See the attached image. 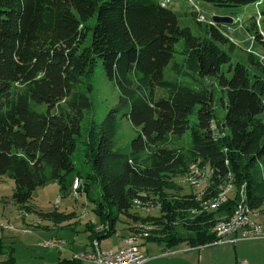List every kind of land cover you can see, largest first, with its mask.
Returning <instances> with one entry per match:
<instances>
[{
    "label": "trees",
    "instance_id": "trees-1",
    "mask_svg": "<svg viewBox=\"0 0 264 264\" xmlns=\"http://www.w3.org/2000/svg\"><path fill=\"white\" fill-rule=\"evenodd\" d=\"M164 1L0 0V177L14 180L24 207L38 188L68 191L79 179L76 193L101 221L88 225L91 246L115 235L123 216L130 235L148 233L140 241L204 247L240 205L253 215L264 207V63L248 52L250 66L234 64L226 25L195 13V35ZM198 1L233 10L264 0ZM246 29L264 48V11ZM99 65L120 102L84 137ZM123 119L137 132L128 150L116 138ZM79 144L87 169L77 172ZM193 165L209 177L201 197L181 184ZM5 248L0 239V261L17 264Z\"/></svg>",
    "mask_w": 264,
    "mask_h": 264
},
{
    "label": "rangeland",
    "instance_id": "rangeland-1",
    "mask_svg": "<svg viewBox=\"0 0 264 264\" xmlns=\"http://www.w3.org/2000/svg\"><path fill=\"white\" fill-rule=\"evenodd\" d=\"M167 7L171 8L178 15L181 28H190L195 35H198L200 31V27L194 16L196 12H199L207 21H211L215 16L230 15L234 11L236 13L234 15L236 17L235 23L228 28L231 37L234 38L238 46L236 51L231 53L233 63L237 64L241 62L246 66H250L247 56L250 48L264 55V50H260L258 44L254 46V42L251 40V33L246 29L248 21L254 17L259 18L260 13L264 11V1L233 10L216 8L211 4L198 0L170 1ZM199 20L203 21V18ZM260 57L264 63V57ZM223 71L228 76H231L228 73V66H224ZM92 84V109L86 111L82 125L84 137L92 120L104 119L120 102L119 89L107 78L102 65L95 68L92 75ZM216 94L219 95L218 87H216ZM216 114L220 119L224 117L225 113L220 104L216 107ZM117 125L116 138L119 140V144L124 146L125 150H128L132 140L137 136V132L131 122L126 119L119 120ZM190 137L191 131H188L186 139L190 141ZM84 158V148L82 144H79L78 152L74 157L77 172L87 169L83 164ZM208 178L206 172L200 171L196 165L191 166L190 173L182 179L183 183L181 184L184 188V193L190 194L194 192L200 197L203 196L204 190L209 184ZM14 189L15 182L10 176L0 177V239H2L4 246H6L5 250L7 254L11 253L13 258L18 260L17 262L19 263L17 264H47L59 258V251L62 252L60 257H69L72 250H79V248L85 245L82 243L86 237L84 227L95 224L99 225L101 222L99 217L92 212L95 204L90 203L85 194L75 193L72 186H69L68 191H64L59 183L50 182L34 192L32 200L26 205L27 207L17 204L14 200ZM141 214L145 215L144 212ZM151 215L159 216L160 213L153 211ZM254 215H260V218L264 219V207L255 211ZM55 216L61 218L57 219ZM112 216L113 218L117 217L115 210ZM129 225L130 220L121 216L116 224V230L117 232L127 231ZM4 227H13L14 229L8 230ZM46 227L56 228L48 230ZM23 232L30 234L23 235ZM75 234H79L80 236L77 238ZM83 234L85 237L82 236ZM56 236H61L64 241L55 238ZM115 239L114 237L112 238V240ZM139 241L136 244L138 250ZM45 242L57 243V247L61 249L52 250L43 248ZM126 245L127 240L122 248L126 247ZM92 249H94V244Z\"/></svg>",
    "mask_w": 264,
    "mask_h": 264
},
{
    "label": "crops",
    "instance_id": "crops-1",
    "mask_svg": "<svg viewBox=\"0 0 264 264\" xmlns=\"http://www.w3.org/2000/svg\"><path fill=\"white\" fill-rule=\"evenodd\" d=\"M253 216L254 219L262 225L264 230V219H261L260 215ZM4 228L8 230L14 229L13 227ZM46 228L48 230H52L56 227ZM89 229V227H84V232L86 234V237L84 234L82 235L85 237L82 241V243L85 244L84 246L79 248V250H72L69 257H60L62 252L59 251V258L47 264H60V262L66 259L73 260L75 254L90 252L92 250V246L90 244L91 233ZM95 229L100 231L102 230V227H95ZM73 231L76 233L75 230ZM22 234L29 235L30 233L23 232ZM130 234V227H128L127 231H118L111 238L102 240L100 247L104 251L118 252L122 246L125 245V240L130 237ZM75 235L77 238L80 236L79 234ZM113 237L116 239L112 240ZM55 238L63 240L61 236H56ZM139 242V250L141 254L147 259L145 264H239L241 262L246 264H264V237L244 240L242 239L236 242L214 243L208 246L195 248L188 247L185 244H180L177 247L170 248L167 247L165 243L161 242ZM45 244L46 242L43 244V248H49L52 250L57 249L47 247ZM60 249L61 248L58 250ZM0 260L4 262L6 257H3ZM17 261L18 260L16 259V263H19ZM77 264H90V261L83 259V262H77Z\"/></svg>",
    "mask_w": 264,
    "mask_h": 264
},
{
    "label": "built area",
    "instance_id": "built-area-1",
    "mask_svg": "<svg viewBox=\"0 0 264 264\" xmlns=\"http://www.w3.org/2000/svg\"><path fill=\"white\" fill-rule=\"evenodd\" d=\"M261 237H264L263 227L261 224L253 223V212L248 211L246 222L233 226L228 235L223 238H219L215 243L236 242L242 239H254ZM45 246L50 248H60L57 247V243L52 242L46 243ZM117 256H125L124 264H145L147 261L145 257L135 258L134 250L120 249L118 252H112L104 251L102 248L92 249L88 253L75 254L73 260L83 262V258H90V264H116ZM239 264L246 263L241 262Z\"/></svg>",
    "mask_w": 264,
    "mask_h": 264
},
{
    "label": "bare ground",
    "instance_id": "bare-ground-1",
    "mask_svg": "<svg viewBox=\"0 0 264 264\" xmlns=\"http://www.w3.org/2000/svg\"><path fill=\"white\" fill-rule=\"evenodd\" d=\"M79 187H80V181H79V179H75L73 182V189H74L75 193ZM224 200H225V198L222 197L221 201H224ZM248 211L252 212V210L250 209V207L248 205L242 204V205H240V207H238L236 212L228 220L218 222L216 224L215 229H214L216 234H217L218 239L223 238L226 235H228V233L230 232V229L233 226L239 225L240 223H243V222H246ZM253 223L259 224V223L255 222L254 220H253ZM136 234L130 235V237H128L126 239L127 245H126V247H124L122 249L123 250H134V257L135 258H143L144 256H142L140 254L136 244L141 239L140 237H148V233H144L142 231L140 234H137V235ZM93 244H94V249L100 248L98 241H95ZM83 259L90 261V258H83ZM124 263H125V256H117L116 257V264H124ZM0 264H2V263L0 262Z\"/></svg>",
    "mask_w": 264,
    "mask_h": 264
},
{
    "label": "water",
    "instance_id": "water-1",
    "mask_svg": "<svg viewBox=\"0 0 264 264\" xmlns=\"http://www.w3.org/2000/svg\"><path fill=\"white\" fill-rule=\"evenodd\" d=\"M213 20L219 25L233 24V22H234V19L229 17V16H215V17H213Z\"/></svg>",
    "mask_w": 264,
    "mask_h": 264
}]
</instances>
